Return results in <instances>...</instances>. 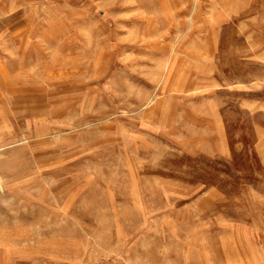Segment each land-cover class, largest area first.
<instances>
[{"label": "rangeland", "instance_id": "obj_1", "mask_svg": "<svg viewBox=\"0 0 264 264\" xmlns=\"http://www.w3.org/2000/svg\"><path fill=\"white\" fill-rule=\"evenodd\" d=\"M218 2L0 0V264H264V0Z\"/></svg>", "mask_w": 264, "mask_h": 264}, {"label": "crops", "instance_id": "obj_2", "mask_svg": "<svg viewBox=\"0 0 264 264\" xmlns=\"http://www.w3.org/2000/svg\"><path fill=\"white\" fill-rule=\"evenodd\" d=\"M220 6V11L224 13V15L219 18V20H226L228 21L232 16L235 14H238L240 12H244L246 10H249L251 8V0H219L218 2ZM219 24H215L214 26H218ZM14 28L20 29V25H17ZM8 41L7 44H21V47H17V51L15 53L19 54L17 55L16 61H11V63H7V67L11 69H19L20 66H23L24 60H25V34L20 36V31H12L8 35ZM11 49H15V46H11ZM15 58V57H14ZM14 60V59H11ZM22 60V61H21ZM6 74H8V71H5ZM3 72V73H5Z\"/></svg>", "mask_w": 264, "mask_h": 264}, {"label": "bare ground", "instance_id": "obj_3", "mask_svg": "<svg viewBox=\"0 0 264 264\" xmlns=\"http://www.w3.org/2000/svg\"><path fill=\"white\" fill-rule=\"evenodd\" d=\"M2 109V108H1ZM5 112V111H4ZM16 119V118H15ZM17 120V119H16ZM12 124V123H11ZM14 127V126H13ZM1 130V129H0ZM1 133H3V132H1ZM6 133V132H5ZM7 135V134H6ZM15 135V134H14ZM7 137V136H6ZM2 148H0V150H1ZM68 200V199H67ZM66 206V205H65ZM13 211V210H12ZM41 239V238H40ZM34 241V240H33ZM39 241V240H38ZM41 241V240H40ZM45 241H48V240H45ZM50 241V240H49ZM53 242V241H52ZM55 243V242H54ZM67 243V242H66ZM7 244V243H6ZM46 244V243H45ZM59 243H57V245H58ZM9 245V244H8ZM12 245V244H11ZM14 245V244H13ZM12 245V246H13ZM52 245V244H51ZM3 246V245H2ZM26 246V245H25ZM46 246V245H45ZM63 246V245H62ZM32 247V246H31ZM26 248H27V246H26ZM40 248V247H39ZM56 248V247H55ZM59 248V247H58ZM21 250H23L22 248H20ZM18 250V249H17ZM47 251V250H46ZM33 253V252H32ZM8 255V254H7ZM3 257V256H2ZM6 258V257H5ZM11 261V260H10ZM9 262V261H8ZM3 263V262H2ZM11 263V262H10ZM4 264H5V262H4Z\"/></svg>", "mask_w": 264, "mask_h": 264}]
</instances>
